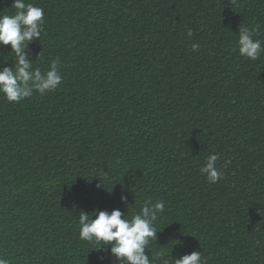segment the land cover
<instances>
[{"label": "trees", "instance_id": "16d2710c", "mask_svg": "<svg viewBox=\"0 0 264 264\" xmlns=\"http://www.w3.org/2000/svg\"><path fill=\"white\" fill-rule=\"evenodd\" d=\"M26 2L44 31L24 51L42 71L58 60L62 82L0 94V255L118 264L80 239V212L131 218L153 199L165 202L145 249L164 254L157 264L193 250L205 264H264V53L236 44L240 26L264 42V0ZM14 59L0 44V67ZM211 153L214 184L199 171Z\"/></svg>", "mask_w": 264, "mask_h": 264}, {"label": "clouds", "instance_id": "9594fccd", "mask_svg": "<svg viewBox=\"0 0 264 264\" xmlns=\"http://www.w3.org/2000/svg\"><path fill=\"white\" fill-rule=\"evenodd\" d=\"M235 3V0H230ZM11 14L0 13V44L10 45L14 54V62L9 66L0 67V94L10 102H18L32 96L33 92L44 94L55 90L62 82L58 60H52L49 67L42 71L33 66L24 49L33 39L40 40L44 31V10L26 0H12ZM255 28L240 26L236 41L238 52L249 60H257L264 53V42L254 39ZM193 35L188 30L187 36ZM193 50L198 44L191 45ZM219 155L211 153L199 168L210 184L223 178V172L217 167ZM121 196V200H125ZM165 209L163 200L146 199L139 211L131 218L119 209L110 212L94 209V215L82 210L78 217L79 236L83 241L96 245L91 250L102 251L108 247L111 258L118 264H157L163 253H154L151 258L146 254L152 240H156L157 227L155 222ZM94 217V218H93ZM150 251V249H149ZM99 261L103 256H98ZM0 264H11L9 259L0 255ZM164 264H173L168 260ZM174 264H205L202 253L193 250L188 254L174 259Z\"/></svg>", "mask_w": 264, "mask_h": 264}]
</instances>
